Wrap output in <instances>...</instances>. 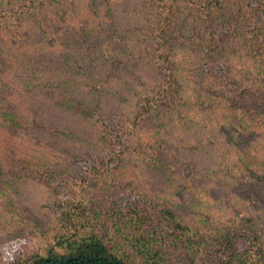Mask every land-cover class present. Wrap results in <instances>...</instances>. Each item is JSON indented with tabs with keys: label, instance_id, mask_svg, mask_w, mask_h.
I'll use <instances>...</instances> for the list:
<instances>
[{
	"label": "trees",
	"instance_id": "obj_1",
	"mask_svg": "<svg viewBox=\"0 0 264 264\" xmlns=\"http://www.w3.org/2000/svg\"><path fill=\"white\" fill-rule=\"evenodd\" d=\"M68 1L0 0V100L9 104L0 107L2 125L21 127L29 117L17 109L24 108L20 102L48 97L47 87L57 88L42 73L55 71L50 62L57 59L62 26L72 34L65 44L80 36L95 47L87 68L72 60V51L64 53L62 66L77 65L79 72L68 71L80 81L120 76L135 54L146 52L155 73L151 84L125 99L124 89L111 92L110 102L93 98L91 113L64 100L93 133L86 152L62 171L33 158L15 159L13 146L0 138V204L12 205L4 189L8 178H24L49 191L54 214L48 232L40 233L49 241L46 254L0 264H264L262 216L210 214L207 199L194 203L188 192L178 204L150 185L171 182L187 192L205 161L201 182L211 179L210 172L219 179L237 173L264 187V142H258L264 138V0H158L150 7L152 21L136 27L145 41L125 49L111 45L122 28L114 22L106 27L103 10L91 12L107 0L87 5L105 27ZM184 49L192 50L191 60ZM28 58L49 66L41 70ZM181 78L193 82L192 90ZM63 86L68 90L73 83ZM212 113L215 128L201 132L203 158L172 147L177 121L188 128L192 120H211ZM99 183L106 190L98 195L91 188Z\"/></svg>",
	"mask_w": 264,
	"mask_h": 264
},
{
	"label": "rangeland",
	"instance_id": "obj_2",
	"mask_svg": "<svg viewBox=\"0 0 264 264\" xmlns=\"http://www.w3.org/2000/svg\"><path fill=\"white\" fill-rule=\"evenodd\" d=\"M158 2V0H107L97 2V7L93 6L91 10L87 7L88 0H74L73 6L76 7V10L81 11L82 15H87L89 20L97 22L98 26L103 25L101 24L102 20L100 18L94 19L90 10L91 12L95 10L97 13L103 10L101 15L104 17V21L108 22L106 27L110 26V22H114L122 28L116 32V39L111 45L116 49H125L129 44L132 46L135 42L145 41L136 27L152 21V9L150 7L155 8ZM104 25L103 27H105ZM62 27L63 30L58 29V33H56L59 40L58 45L54 48L57 52L55 56L57 59L50 62L55 71L52 72L48 69L42 73L48 82H57L55 83L57 88L49 89L47 87L46 95L48 97L43 95L37 100L32 97L20 102L24 104V108L21 107L22 105H18L17 109L29 117L28 119L25 118L28 121L24 122L21 127L6 128L0 121V126L4 127V129H0L1 141H3V145L7 143V145L13 146L11 155L15 159L33 158L40 160L43 163L46 162V166H53L56 171H62L63 167L68 166L86 152L87 140L89 141V137L93 133V129L90 128L87 121L77 119L75 116L77 114H73L76 112L74 108L65 107L64 100H68L72 106H81V113H91L90 109L94 104H89V101L93 98L100 96L103 101L110 102L111 92L124 89L126 92H124L122 99H125L127 94H131L136 87H146L151 84L153 73H155L152 63L147 60L149 56H146V52L142 57L135 54V62L132 65L129 63L128 70L123 71L120 76L107 79L99 78L95 81H80L83 78L70 73L68 69L74 68L79 72L80 68L77 67L79 64L80 67L87 68L89 63L87 55L88 53L95 54V47L89 38L80 36L71 40L70 44H65L62 40L69 39L72 34L67 32L70 26ZM64 27L67 28V31L64 30ZM69 51L73 52L72 60H75L77 65L66 63L64 67L62 66V62L65 60L64 53L69 55ZM181 53L190 60L193 58L191 49L190 51L184 49ZM28 61L38 64L41 70L49 66L47 63H40L29 58ZM66 81L73 83V86L68 90L63 86ZM179 82L186 87L188 92L192 90L193 82H189L185 78L179 79ZM8 105L6 101L0 100V107ZM214 116L215 114L212 113L211 120L205 122H200L201 120L198 119L200 123L192 120L193 123L188 125V128L187 126L178 127L177 121V125L174 127L175 134L172 137V147H187L189 148L186 152L188 158L194 160L195 158H203L204 150L202 152L200 145L203 142L201 132L215 128ZM200 117L198 115L196 118ZM159 124H161V120L158 122ZM149 135L150 133L146 132L142 136L148 137ZM258 142H264V138L258 139ZM5 148L8 149L7 146ZM68 152H72V154L70 155ZM192 160L190 163L194 164V160ZM199 165L200 173L192 176V182L186 184L187 192L186 190L182 191L176 183L171 182L160 183V181L153 180L150 185L164 191V194L162 192L159 194L166 200L178 204L183 202L181 194L186 200L188 192L194 193V197H189L194 203L207 199L204 209L210 214L218 215L220 213L226 218L231 215L229 213H235L238 216L247 213L251 216H262L264 219V187L252 184L243 175L238 177L237 173L230 178L227 176L219 179L210 172L211 179L201 182L200 177L202 174L204 175L205 161L203 165L202 161ZM8 170L11 169L8 167ZM133 174L136 176L134 172ZM181 174L183 175L182 172H180ZM123 175L120 174V180H124ZM61 177L64 178V175ZM136 180L143 182L139 178ZM198 182H200L199 187L192 185ZM8 183L4 184V189L12 205L9 206L8 202L0 204V261L7 263L19 256L25 257L36 252L46 254L49 241L46 236L40 233L48 232L54 215L49 214L52 205L49 191L38 182L24 178H8ZM91 190L95 194H103L106 186L99 183L94 185Z\"/></svg>",
	"mask_w": 264,
	"mask_h": 264
}]
</instances>
